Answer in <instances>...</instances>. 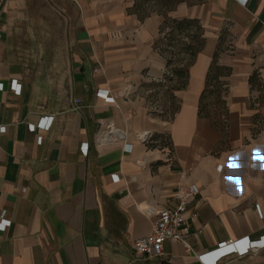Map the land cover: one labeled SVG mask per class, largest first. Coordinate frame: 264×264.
<instances>
[{"label":"crops","instance_id":"0c3cea01","mask_svg":"<svg viewBox=\"0 0 264 264\" xmlns=\"http://www.w3.org/2000/svg\"><path fill=\"white\" fill-rule=\"evenodd\" d=\"M42 5L64 38L48 64L60 68L32 80L18 41ZM149 6L142 18L136 0H0V264H204L220 243L264 236V0ZM166 18L198 19L206 39L172 100L155 46ZM218 48L225 106L202 111ZM190 184L191 248L138 255L134 242ZM213 264H264V248Z\"/></svg>","mask_w":264,"mask_h":264},{"label":"trees","instance_id":"16d2710c","mask_svg":"<svg viewBox=\"0 0 264 264\" xmlns=\"http://www.w3.org/2000/svg\"><path fill=\"white\" fill-rule=\"evenodd\" d=\"M183 0H136V10L142 18L150 15L151 12L145 13L144 8L152 2L158 7L167 11L173 10ZM187 40V41H185ZM206 39L204 38V28L198 19H171L166 18L160 29V38L156 42V50L167 59V70L165 79L170 85L169 92L183 90L189 81V72L195 63L198 54L203 50ZM180 45L179 52L176 53L174 48ZM220 49L215 52L210 65L206 86L201 96L200 108L207 109L212 102L214 105L225 106L222 94L227 88L222 78L229 75L231 69L218 64ZM182 55L179 67L173 66V60ZM173 66V67H171ZM259 78L255 74L250 78L252 89L259 85ZM173 109V114H174Z\"/></svg>","mask_w":264,"mask_h":264},{"label":"built area","instance_id":"2783aa9c","mask_svg":"<svg viewBox=\"0 0 264 264\" xmlns=\"http://www.w3.org/2000/svg\"><path fill=\"white\" fill-rule=\"evenodd\" d=\"M244 4H247L249 0H241ZM0 88L3 85L0 84ZM14 89L20 92V87L14 83ZM112 100V98H107ZM79 102V101H78ZM52 123L51 119H43L40 126L44 128H50ZM6 127L0 126V132L5 133ZM148 138L145 136V139ZM40 143L42 139L38 140ZM83 150L85 154L88 153V146L84 145ZM222 170V166L218 167ZM200 194V188L196 184H190L186 187L180 188L173 196L172 205L163 208L156 212V219L153 223L152 231L150 235L142 237L136 240L133 244L135 252L146 258L161 257L164 255V243L166 241H178L186 245L187 248H191L189 239L193 235L192 232V221L196 218L197 214L189 212V205L194 199ZM258 210H260L258 208ZM5 215H3L1 224H9L5 221ZM264 248V236L260 239L253 241L249 237H244L239 240H229L227 242L220 243L218 247L203 255L199 256L200 261L204 264H213V260L221 256H227L230 254H236L238 256H244L249 254L253 250Z\"/></svg>","mask_w":264,"mask_h":264},{"label":"rangeland","instance_id":"374dc122","mask_svg":"<svg viewBox=\"0 0 264 264\" xmlns=\"http://www.w3.org/2000/svg\"><path fill=\"white\" fill-rule=\"evenodd\" d=\"M153 11L150 6L147 5L144 8L145 13ZM50 27H55L58 30L56 34H50ZM65 27V22L63 17L58 13V11L48 6L42 5L38 17L30 20L24 27L23 34L20 35L18 44L24 59L28 64V74L33 80H38L44 77L49 71L59 69L60 67H55L48 65L52 61L54 54L58 56V51L51 49V45L56 39L64 38L61 34V30ZM187 41V40H185ZM180 45H178L174 50L176 53L179 52ZM164 57V56H163ZM165 58V57H164ZM166 59V58H165ZM182 55L174 59L173 66L179 67ZM167 63V59H166ZM171 66V67H173ZM166 64V73H168ZM172 84L168 83V86ZM170 99H173L172 94H170ZM210 105H214L210 103ZM173 103L170 104V109L168 111L169 120L173 117ZM208 116V115H206ZM169 144V143H168Z\"/></svg>","mask_w":264,"mask_h":264}]
</instances>
